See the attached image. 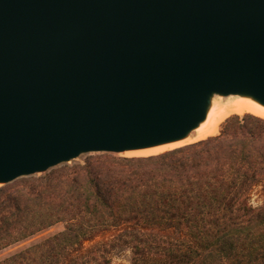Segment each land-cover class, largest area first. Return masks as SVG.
Here are the masks:
<instances>
[{
  "label": "water",
  "instance_id": "1",
  "mask_svg": "<svg viewBox=\"0 0 264 264\" xmlns=\"http://www.w3.org/2000/svg\"><path fill=\"white\" fill-rule=\"evenodd\" d=\"M264 106V0H0V187Z\"/></svg>",
  "mask_w": 264,
  "mask_h": 264
},
{
  "label": "trees",
  "instance_id": "2",
  "mask_svg": "<svg viewBox=\"0 0 264 264\" xmlns=\"http://www.w3.org/2000/svg\"><path fill=\"white\" fill-rule=\"evenodd\" d=\"M60 223L0 264H110L120 246L131 264H264V119L234 115L194 144L90 157L0 187V252Z\"/></svg>",
  "mask_w": 264,
  "mask_h": 264
},
{
  "label": "bare ground",
  "instance_id": "3",
  "mask_svg": "<svg viewBox=\"0 0 264 264\" xmlns=\"http://www.w3.org/2000/svg\"><path fill=\"white\" fill-rule=\"evenodd\" d=\"M243 114L264 119V106L249 96L240 95L231 97L227 101L213 102L212 106L208 109L205 120L185 138L147 149L128 151L125 154L130 157L152 156L206 140L207 137L217 135L220 125L231 115Z\"/></svg>",
  "mask_w": 264,
  "mask_h": 264
},
{
  "label": "rangeland",
  "instance_id": "4",
  "mask_svg": "<svg viewBox=\"0 0 264 264\" xmlns=\"http://www.w3.org/2000/svg\"><path fill=\"white\" fill-rule=\"evenodd\" d=\"M231 97L232 96H230V97H215L213 102H216V101H222V102L223 101H227ZM243 115H245V114H243ZM243 115H239V116L242 117ZM232 116H234V115H231L230 117H232ZM224 122L220 125L219 132L215 136H219L220 135ZM215 136H211V137H215ZM208 138H210V137H207V139ZM102 155H109V156H115V157H130V156H126L125 153H123V154H108V153H89V154H84V155H81L80 157L76 158L75 160H72V161L68 162L67 164H61V165H59L57 167H54V168L50 169L49 171H47L44 174H38V175H35V176H32V177H43V176H46L47 174H49L50 172L60 170L61 168H64V167L82 165V164L85 163V161L88 158L102 156ZM262 201H263V196H261L259 191H257L255 194H253V196H252V205L253 206H255V207L260 206L262 204ZM64 228H65V224H62V223L56 224V225L52 226L51 228L47 229L46 231H44L42 233H39L36 236L32 237L31 239L25 241L24 243H21V244L12 246L11 248H8L6 250H3V251L0 252V260H2L3 258L9 256L10 254H12V253H14V252H16V251H18L20 249H23V248L28 247V246H30L32 244L38 243L41 240H43V239H45V238H47L49 236H52V235L57 234L59 232H62L64 230ZM109 239H110L109 236H107V234H105V235H102V236L99 235L95 239V241H106V240H109ZM85 244H86V246H89L91 243L90 242H86ZM109 257H110V264H131V251H130V249L127 246H120V247L115 248L111 252Z\"/></svg>",
  "mask_w": 264,
  "mask_h": 264
}]
</instances>
